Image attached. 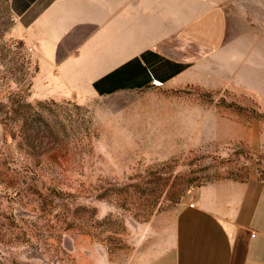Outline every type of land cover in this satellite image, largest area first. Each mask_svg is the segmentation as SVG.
I'll use <instances>...</instances> for the list:
<instances>
[{
	"label": "rangeland",
	"instance_id": "374dc122",
	"mask_svg": "<svg viewBox=\"0 0 264 264\" xmlns=\"http://www.w3.org/2000/svg\"><path fill=\"white\" fill-rule=\"evenodd\" d=\"M48 2L0 0V264H138L194 190L264 175V0L186 6L184 30L221 17L223 37L170 38L188 62L162 85L79 81V23L34 22Z\"/></svg>",
	"mask_w": 264,
	"mask_h": 264
},
{
	"label": "crops",
	"instance_id": "0c3cea01",
	"mask_svg": "<svg viewBox=\"0 0 264 264\" xmlns=\"http://www.w3.org/2000/svg\"><path fill=\"white\" fill-rule=\"evenodd\" d=\"M188 5L194 0H49L34 22L79 23L67 27L65 46L68 59L78 57L77 78L85 84L122 69L129 84L162 85L180 79L185 71L175 70L188 62L166 55L170 38L171 51L177 52L199 48L201 39L215 43L223 37L221 17L188 18L184 30ZM73 72H55L53 81L68 82ZM151 234L138 264H264V177L256 172L197 188L173 219Z\"/></svg>",
	"mask_w": 264,
	"mask_h": 264
},
{
	"label": "trees",
	"instance_id": "16d2710c",
	"mask_svg": "<svg viewBox=\"0 0 264 264\" xmlns=\"http://www.w3.org/2000/svg\"><path fill=\"white\" fill-rule=\"evenodd\" d=\"M262 177H264V175Z\"/></svg>",
	"mask_w": 264,
	"mask_h": 264
}]
</instances>
